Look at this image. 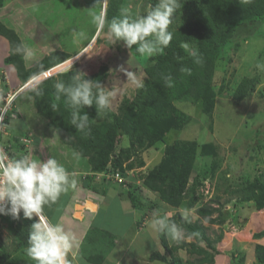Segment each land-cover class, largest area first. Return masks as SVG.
Instances as JSON below:
<instances>
[{
	"label": "rangeland",
	"instance_id": "374dc122",
	"mask_svg": "<svg viewBox=\"0 0 264 264\" xmlns=\"http://www.w3.org/2000/svg\"><path fill=\"white\" fill-rule=\"evenodd\" d=\"M99 2L102 3L97 5ZM109 7L110 0H0L1 19L10 28L16 29L35 53L33 59L27 61L29 65L39 62L45 55L54 51L63 52L67 56L63 63L45 70L37 75V78L22 82L18 78L16 68L6 62L11 51L9 41L0 36V114L4 111L2 125L8 132V135L1 138L2 145L8 148L7 151L11 154L9 145L13 141V135L32 133L37 137L39 147L33 152L34 158L43 161L50 156L54 157L70 173L75 174L76 187L62 193L53 203L55 205H50V212L56 209L58 201L63 205H70V211L74 212L73 218L81 221L78 225H87V221L84 222L85 211L90 209L83 208V205L87 196H91L93 188L99 189L100 192L109 189L110 192L100 216L90 218L92 223L131 225L130 218H125L124 213L120 211V203L123 208L128 207L127 200L122 198H129V192L122 188L119 182L116 183L117 180L114 178L116 173L109 171V175L106 176L91 172L88 160L80 157L77 151L48 125L47 120L38 114L34 96L30 92L51 78L57 81L63 73H83L87 79L99 81L103 87L112 89L113 93L110 107L101 111L99 116L97 114L95 122L101 125L112 123L113 111L120 118L124 117L135 95L148 80L144 72L148 58L136 53L135 46L128 49L123 41L112 43L107 24L114 17L107 14ZM124 8L135 15L143 13L148 6L146 0H130ZM244 8L246 9L245 5L232 9V17L236 19L240 17L239 24L228 44L215 58L211 82L214 105L210 112H206L203 106H199L200 104L176 101L175 107L190 115L191 120L182 123L184 117L180 116L179 129L166 133L163 141L141 152L146 167L134 170L128 175L126 172V177L128 176L130 181L128 183L139 185L142 183L139 181L141 173L148 172L161 162L168 145L179 140L197 142L199 156L190 183L194 185L196 182L197 196L202 194L203 198L193 208L188 209L192 210L190 217L193 221L200 218L196 209L204 204L208 203L221 209L220 213L214 215L220 222L210 225L204 220L206 227L210 228V236L218 241L214 245L217 253L209 250L213 253L211 264H258L255 248L258 245L257 240L261 238L257 235L264 233V216L257 214L262 210H255L252 201H243L241 198L244 195L241 191L245 188L257 184L264 188V4L261 11L255 13L251 20L246 19ZM101 14L104 21L102 27L93 19ZM178 26L179 24L170 26L173 38L176 39H179ZM74 30L83 33L79 44L73 42ZM86 45L90 46L85 47ZM242 88L247 89V93L240 97L238 91ZM129 145V136L124 134L116 151ZM19 154L21 155V152H14L11 155ZM117 173L122 175L119 170ZM115 184L120 185L121 193L120 187ZM227 188L229 192L225 193ZM133 189L138 194L134 193L132 201L141 206L139 209L141 214L138 212V225L143 218L144 224L151 220L153 212L157 209L162 213L169 212L175 215V210L164 205L158 194L143 190L142 185L140 188L133 186ZM255 191L258 192V189ZM110 195L115 199L112 202L109 200ZM95 197L101 200L104 196ZM81 201L85 202L78 204ZM99 209L97 206L95 211ZM46 210L49 211V208ZM68 210L65 208L63 213L59 214L60 218L70 217ZM23 224V213L18 219L4 215L0 222V247L18 258L16 263L20 259H27L30 264H35L27 256L26 249L13 253L15 240L12 225L15 228ZM97 235L98 239L100 235L104 236L101 232ZM95 237L93 234V238ZM108 238L110 235L106 236V242ZM185 241L194 242L193 239ZM157 242L162 246L161 240L158 239ZM200 246L208 248L206 243H201ZM162 250L164 252L163 247ZM178 254L185 263L199 259L186 250H179ZM153 264L166 263L157 261Z\"/></svg>",
	"mask_w": 264,
	"mask_h": 264
},
{
	"label": "trees",
	"instance_id": "16d2710c",
	"mask_svg": "<svg viewBox=\"0 0 264 264\" xmlns=\"http://www.w3.org/2000/svg\"><path fill=\"white\" fill-rule=\"evenodd\" d=\"M129 2L130 0H110L107 14L109 17H118ZM155 2L156 0H146V6L153 5ZM262 2L264 4V0H180L176 14L172 18L174 22L170 25L179 24L177 32L179 39L174 37L170 45L162 52L147 56L148 65L144 72L148 80L135 95L123 118L113 111L112 123L101 125L95 122L97 115L95 105L91 108L86 107L81 109V112L85 111L89 115V127L84 131L76 130L71 125V109L65 104L64 97L57 98L54 78L45 81L30 92L34 96L36 111L47 120L51 128L58 130L62 139L71 145L80 157L88 160L92 173L108 176L109 171L119 174L117 173L119 170L123 181L120 183L115 174L114 178L117 180L115 182H119L122 188L127 189L129 192L127 201L133 208L139 210L141 207L139 203L132 201L137 193L133 186L140 188V185L143 190L158 194L160 201L168 207L193 208L203 198L202 194L197 196L196 182L194 185L190 183L199 156L196 141L179 140L168 145L161 162L148 172L141 173L139 181L142 183L139 185L133 182L130 185L126 172L128 175L134 170L146 167L147 164L141 156V152L148 150L155 143L163 141L166 133L176 128L179 129L181 127L180 116L184 117L182 123L191 120L190 115L175 107L176 101L200 104L199 106H203L206 112H210L214 105L211 82L215 58L218 52L228 44V40L240 21V17L237 19L232 17L231 11L234 7L238 6L239 8L245 5L246 19L251 20L255 13L261 11ZM0 36L9 41L10 50L12 46L20 42L27 46L22 35L16 29L10 28L1 17ZM183 42H187L191 48H194L200 63H196L195 58L180 46ZM66 57L63 52L54 51L45 55L39 62L29 65L21 55L13 54L10 51L6 62L16 68L18 78L22 82H28L34 74L37 76L45 70L63 63L67 59ZM181 68H188L191 71L190 73L182 72ZM73 74L76 73H63L60 75V80L68 82ZM165 77H169L170 80L166 82ZM246 93L247 89L242 88L238 91V96L242 97ZM124 134L129 136L130 145L116 151ZM36 140L38 141L37 138ZM23 150L19 147L13 151L21 152V155L29 153L28 151L23 152ZM118 186L120 187V185ZM255 189H258V192ZM119 190L121 193V187ZM93 191L98 195L105 196L109 189L103 190V193L97 188H93ZM228 192L229 189H225V193ZM241 192L244 194L241 197L243 201H252L257 211L264 210V188L262 186L257 184L245 188ZM143 202L141 203L144 204ZM220 212L219 207L208 203L196 209L200 218L193 221L190 217L191 223L184 225L188 232L198 233L193 238L194 242L183 241L179 244H171L170 240L159 233V240H161L164 252L163 250L153 252L150 261H162L166 264H211L213 253L211 252V254L210 251L217 253L214 245L218 241L212 239L209 234L210 228L206 227L204 220L210 225L218 223L220 221L214 215ZM3 216L0 215V218ZM171 218L183 223L178 213ZM35 220L36 217L31 220L24 218L23 225L15 228L12 225V235L15 240L13 253L26 249L30 227ZM144 222L143 218L139 225H148L147 222L145 224ZM257 236L261 238L264 233ZM201 243H206V248H208L201 247ZM179 250H186L189 254L198 256L199 259L185 263L178 254ZM255 253L258 264H264V245L258 244ZM17 259L10 251L0 247V264H30L27 259H20L16 263ZM88 260L92 263L102 264L104 256H89Z\"/></svg>",
	"mask_w": 264,
	"mask_h": 264
},
{
	"label": "clouds",
	"instance_id": "9594fccd",
	"mask_svg": "<svg viewBox=\"0 0 264 264\" xmlns=\"http://www.w3.org/2000/svg\"><path fill=\"white\" fill-rule=\"evenodd\" d=\"M100 3L102 2L97 5ZM179 4L180 0H156L143 13L132 15L127 10H122L118 17L107 24L112 43L123 41L128 49L135 46V52L144 56L162 51L173 40L170 25L174 22L172 18ZM93 19L103 26L102 14ZM72 36L73 42L79 44L83 33L74 30ZM180 46L195 58L196 63H200L197 52L187 42ZM11 52L21 55L26 61L32 60L35 55L33 49L23 42L12 46ZM72 63L73 58L71 66ZM181 71L190 73L191 70L181 68ZM33 78H37L36 74ZM169 80V77H165L166 82ZM54 88L57 98L64 97L65 104L71 109V125L78 131L88 129L90 121L89 115L85 111L81 112V109L95 105L99 116L101 111L107 110L111 105L112 89L103 87L99 81L87 79L83 73L71 75L68 82L58 79ZM76 185L75 174L70 173L54 157L50 156L42 161L34 158L33 153L9 156L0 152V215H11L18 219L23 213V217L29 220L36 217L31 224L26 247L27 256L35 264H79L76 255L70 256L75 237L61 222H53L44 214L46 206L55 203L62 193ZM178 214L183 223L170 218L171 213H162L157 209L147 222L148 226L176 244L192 240L198 233L188 232L184 226L191 223L192 210L180 208Z\"/></svg>",
	"mask_w": 264,
	"mask_h": 264
},
{
	"label": "crops",
	"instance_id": "0c3cea01",
	"mask_svg": "<svg viewBox=\"0 0 264 264\" xmlns=\"http://www.w3.org/2000/svg\"><path fill=\"white\" fill-rule=\"evenodd\" d=\"M36 138L37 137L35 136L34 145L32 146L30 153H33L35 149L39 148L37 147ZM95 195L99 196L96 192L92 191L91 196H87L88 198L85 200L86 203L83 205V208L90 209L85 211L86 218L84 222L87 221V225H78L81 221H76L73 218L74 216L72 214H74V212L70 211V205H63L61 201H58L59 203L56 204V209L54 211L51 210L50 212V205L44 208V214L49 219L53 222H61L66 230L75 237L74 247L70 256L72 254L76 255L79 259V264H96L90 262L88 257H96L99 255L104 256L102 264H153L154 262H157L150 261V257L153 252L162 251V247L157 242L159 239V233L153 231L148 225H138L139 221L137 220L139 210L133 208L131 203L126 201L128 207L123 208L120 203V211L122 214L124 213L125 218H130L132 221L131 225H98L97 222L94 224L95 222L92 223L90 218H92V216L95 217V215L96 217L100 216L101 211L106 206L109 193L101 200L98 199L99 197H95ZM120 199L121 197L118 198V200ZM122 199L127 200V198ZM109 200L112 202V200L115 199L111 196ZM85 201L78 202V204L84 203ZM97 206H99L100 209L96 212L95 209ZM63 207L67 210L69 208L68 212L70 217L63 216L60 218V215L65 209ZM46 208H49V211H47ZM168 208L175 210V214L178 213V210L180 209ZM257 214L264 216V210ZM57 215H59V218ZM173 216L174 215L171 217ZM104 229H107L108 232L106 230L104 231ZM99 232L104 234V236L100 235V239H98L99 236L97 235ZM93 234H95V238H93ZM107 235H110V238H108L106 242L105 239ZM257 243L264 245V236H262L261 239H258Z\"/></svg>",
	"mask_w": 264,
	"mask_h": 264
},
{
	"label": "built area",
	"instance_id": "2783aa9c",
	"mask_svg": "<svg viewBox=\"0 0 264 264\" xmlns=\"http://www.w3.org/2000/svg\"><path fill=\"white\" fill-rule=\"evenodd\" d=\"M3 112H2V114H0V152H4V153H7L9 156H12L7 151V148L2 145L1 138L3 137V135H8V132L5 130V127L2 125L3 121H4L3 120ZM33 145H34L33 134L26 132L22 136L13 135V141L11 142L9 147L13 148V150H15L16 148H19V147L22 150V147H23L24 148L23 152L28 151L30 153ZM13 150H10V152H14ZM18 156H20V154ZM116 178L120 183L123 181V178L119 174H116Z\"/></svg>",
	"mask_w": 264,
	"mask_h": 264
}]
</instances>
